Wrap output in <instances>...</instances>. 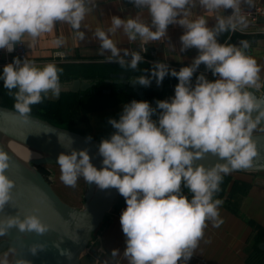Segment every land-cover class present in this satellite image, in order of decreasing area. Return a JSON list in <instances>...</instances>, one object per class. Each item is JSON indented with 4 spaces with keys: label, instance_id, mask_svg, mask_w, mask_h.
<instances>
[{
    "label": "clouds",
    "instance_id": "9594fccd",
    "mask_svg": "<svg viewBox=\"0 0 264 264\" xmlns=\"http://www.w3.org/2000/svg\"><path fill=\"white\" fill-rule=\"evenodd\" d=\"M138 9H146L151 23L139 16L122 19L111 17L107 30L94 32L100 41V55L110 53L107 60L122 69L137 70L143 60L140 52L121 50L110 36L123 30L129 41L139 38L144 43L161 40L170 25L184 29L180 52L195 48L198 55L189 66L178 71L166 63L155 62L151 69L132 80L150 86L155 79L159 86L166 76L178 83L170 100H157L156 107L147 101L132 100L123 106L119 119H109L115 130L98 145L102 157L101 167L91 162L87 148H73L74 140L67 133L57 135L66 149L56 163L60 180L75 188L83 178L88 185L100 190L114 188L124 198L126 208L120 215L125 236L123 257L127 264H187L204 238L208 222L220 227L221 199L214 196L220 191L223 175L233 170L246 169L259 156L254 133H264V96L252 90L264 87L261 67L240 46L219 43L217 37L238 26L246 27L247 20L240 15L242 3L249 6L252 0H129ZM95 0H0V50L11 53L26 38L35 41L53 30L58 22L69 24L76 30L79 40L85 33L79 31L86 15L95 7ZM201 7L208 13L231 9L232 14L218 15L213 27L204 16L189 19L192 9ZM63 43L57 41V44ZM123 52V55L121 54ZM131 59L126 61L125 57ZM201 65L210 71L215 80L204 73L194 74ZM62 68L54 63L38 67L28 59L15 57L3 67L0 80L14 99L15 112L23 124L30 123L31 106L40 104L51 94L58 98L62 91ZM159 110V111H158ZM158 115L154 120L153 116ZM65 137L67 143L64 142ZM88 141L91 136L86 138ZM208 154L217 157L210 165L196 163ZM12 157L0 147V212L13 204L16 182L7 174ZM186 188L189 195L182 191ZM40 209L0 217V237L7 236L12 228L21 233L44 235L53 231L45 223ZM78 243V237H69ZM210 242V241H206ZM57 249L60 245L55 244ZM47 245L34 243L28 246L32 256L45 251ZM0 253V264H10L9 253ZM120 254L111 251V257ZM60 255L69 261L70 250L60 249ZM15 264H31L18 256ZM104 264H109L106 260Z\"/></svg>",
    "mask_w": 264,
    "mask_h": 264
},
{
    "label": "crops",
    "instance_id": "0c3cea01",
    "mask_svg": "<svg viewBox=\"0 0 264 264\" xmlns=\"http://www.w3.org/2000/svg\"><path fill=\"white\" fill-rule=\"evenodd\" d=\"M253 3L264 6V0H252ZM95 5L86 15L79 29L85 33L84 40H79L76 30L63 22L56 23L51 32L42 34L35 41L26 37L23 41L29 61L38 67L48 63L56 64L63 69L60 80L75 77L104 79L109 78L110 73L119 72L150 75L144 70L151 69L152 64L158 61L178 71L183 66H189L198 55L195 48L180 52L179 37L184 29L178 25H170L165 37L148 43H144L139 38L136 41H129L121 29L114 36H110L117 47L121 50L128 49L129 52H140L143 56L137 70L122 69L117 63L107 60L110 53L105 52L104 55H100V41L94 36L95 30L97 28L107 30L111 26L112 16H119L122 19L139 16L148 24L151 23V18L146 9L136 8L129 3V0H95ZM247 5L242 3L241 8ZM191 11L192 15L189 19L204 16L209 27L215 25L218 15L227 17L232 14L231 9L208 13L199 6ZM246 20V27L238 26L235 30L225 31L217 39L219 43L238 47L242 41L246 42L248 47L244 51L261 67V82L264 84V17L259 18L256 23L247 18ZM58 40L63 43L57 44ZM141 44L144 45V50L141 49ZM121 54L123 55V52ZM125 59L129 61L131 57ZM200 73H204L209 80L217 78L201 65L194 74L192 83H195L196 76ZM177 83L176 78L166 76L163 80V92L156 94L152 90H147V99L170 100L174 96ZM132 100L140 101L134 96L115 106L105 107L97 113L93 112V115L89 114V116L99 120L100 123L109 124V119L119 117L123 106ZM109 126L112 128L110 124ZM214 198L223 201L219 208L223 224L216 228L208 222L204 230V238L187 264H264V248L259 246L264 241V173L234 172L223 175L220 191ZM125 208V200L119 194L102 228L89 244L86 264H104L106 260L109 264H127L123 257L126 247L125 236L120 225V215ZM206 241L210 242L206 243ZM113 249L120 251L115 258L111 257Z\"/></svg>",
    "mask_w": 264,
    "mask_h": 264
},
{
    "label": "water",
    "instance_id": "95a60500",
    "mask_svg": "<svg viewBox=\"0 0 264 264\" xmlns=\"http://www.w3.org/2000/svg\"><path fill=\"white\" fill-rule=\"evenodd\" d=\"M146 73L128 74L126 72L110 73L109 78H79L60 80L62 92L78 93L86 90L93 91V88L99 82L104 83H119L127 90H131L135 97L140 101H147L152 107H156V99H147L146 91L152 90L159 94L163 92V82L158 86L155 79H152L150 86H142L133 83L132 80ZM3 82V80H0ZM195 83H193L194 86ZM105 90V89H104ZM258 97L264 96V87L261 90H252ZM59 94V95H60ZM167 100V98H166ZM159 111V110H158ZM153 119H158L153 116ZM264 126V125H261ZM0 129L17 133L21 136H26L46 145H49L62 152L66 151L58 142L57 135L67 133L74 140L73 148L77 150L87 148L91 156V162L97 168L101 167L102 157L98 155V145L100 139L89 137L73 128H68L45 119L36 114H30V123L23 124L19 120L15 109L3 104H0ZM254 139L257 141L259 156L254 158L253 164L246 169L233 170L234 172L248 173H264V133L255 132ZM67 143V138L64 140ZM57 158L31 161L35 171L38 173L39 184L33 186L16 176L11 171L7 172L9 177L16 182V187L13 189V204L7 206L3 212H0V217L5 215H15L18 212L23 213L38 207L40 209L38 215L41 219L53 227V231L40 236L35 233H21L16 228H12L7 236H4L0 241V251L7 248H15L11 264L15 263L18 256L28 259L31 264H86L88 256V247L92 238L100 231L107 214L112 209L119 193L116 189L110 188L107 190H99L95 198L86 206L77 208L63 192V188L55 184V180L46 177L38 168L39 165H52L56 163ZM217 161V157L208 154L204 159L197 161L198 164L210 166ZM58 165V164H57ZM51 173H54L52 171ZM56 177L60 176V169H55ZM54 180V181H53ZM94 184L86 183V190L83 194L84 201L92 194ZM62 189H60V188ZM69 237H78V243ZM34 243H44L47 248L43 252H39L36 256H32L28 251V246ZM59 244L57 249L55 244ZM259 246L264 248V241ZM60 249L70 250L73 253V258L69 261L66 257L60 255Z\"/></svg>",
    "mask_w": 264,
    "mask_h": 264
},
{
    "label": "rangeland",
    "instance_id": "374dc122",
    "mask_svg": "<svg viewBox=\"0 0 264 264\" xmlns=\"http://www.w3.org/2000/svg\"><path fill=\"white\" fill-rule=\"evenodd\" d=\"M3 71H0V74ZM104 85V84H103ZM102 86V85H101ZM110 86V85H109ZM106 87V86H105ZM112 90L111 94L105 96L101 92V88H97L96 94L83 93L82 96L77 97H65L63 96L60 100L53 98L49 94V101H44L40 104L31 106L32 114L39 115L49 120L50 122L78 130L79 132L88 136L96 137L100 140L103 138H109L110 135L115 131L110 128L107 123H100L99 120L92 118L89 114L97 113L99 110L117 105L118 103L130 100L123 95H120L115 90V86H110ZM0 96H2V103L0 104L14 108V99L8 94V90L3 85L0 86ZM98 118V117H97ZM117 120L119 117L116 118ZM39 161V160H33ZM30 165L31 161H30ZM34 167V166H32ZM38 168L44 173L46 177L54 179L55 184L63 188L65 196L75 205L77 208H81L84 201V192L86 190V182L83 178L77 181L75 188L65 186L60 180V176L56 177L55 169H59V165H39ZM54 171V173H51ZM59 187V188H60ZM60 188V189H61ZM62 190V189H61ZM3 237H0V241ZM10 248L0 251V253L9 251ZM13 253H9L10 264L12 262Z\"/></svg>",
    "mask_w": 264,
    "mask_h": 264
},
{
    "label": "bare ground",
    "instance_id": "6f19581e",
    "mask_svg": "<svg viewBox=\"0 0 264 264\" xmlns=\"http://www.w3.org/2000/svg\"><path fill=\"white\" fill-rule=\"evenodd\" d=\"M0 147L7 151L12 157V166L9 171L33 186L39 184V179L38 173L35 171V168L30 165V161L57 158L62 152L29 137L21 136L3 129H0ZM99 190L100 189L94 184L91 196L85 199L82 206L86 207L95 198Z\"/></svg>",
    "mask_w": 264,
    "mask_h": 264
},
{
    "label": "built area",
    "instance_id": "2783aa9c",
    "mask_svg": "<svg viewBox=\"0 0 264 264\" xmlns=\"http://www.w3.org/2000/svg\"><path fill=\"white\" fill-rule=\"evenodd\" d=\"M240 15H243L251 22L256 23L259 18L264 17V6L259 3H253L251 6H244L241 8ZM140 47L144 50L143 44H141ZM57 56L62 57L63 55ZM15 57H19L22 60L24 58L28 59L24 41L17 45L15 50L11 53L6 52L5 50H0V68H3L6 64L11 63Z\"/></svg>",
    "mask_w": 264,
    "mask_h": 264
},
{
    "label": "flooded vegetation",
    "instance_id": "af4514ba",
    "mask_svg": "<svg viewBox=\"0 0 264 264\" xmlns=\"http://www.w3.org/2000/svg\"><path fill=\"white\" fill-rule=\"evenodd\" d=\"M127 73V72H126ZM129 74V73H128ZM104 84V85H103ZM102 85V86H101ZM115 86L116 88V92L119 93L120 95H123V94H133L130 90H126L122 84H119V83H104V82H99L97 83V85L93 88V91H90V90H86L84 92H78L76 93L78 96H82L83 93H93V94H96L97 93V88L100 87L101 88V92L105 95V96H108L111 94L112 90L110 86ZM106 86V87H105ZM105 89V90H104Z\"/></svg>",
    "mask_w": 264,
    "mask_h": 264
},
{
    "label": "trees",
    "instance_id": "16d2710c",
    "mask_svg": "<svg viewBox=\"0 0 264 264\" xmlns=\"http://www.w3.org/2000/svg\"><path fill=\"white\" fill-rule=\"evenodd\" d=\"M0 71H3V68H0ZM2 74V73H1ZM1 85H3V82H0V86ZM87 93V92H86ZM89 94H93V93H89ZM63 96H65V97H77L78 95L76 94V93H71V92H62L60 95H59V97L57 98V99H61ZM123 96H125V97H127V98H131V97H134L135 95H134V93L133 94H123ZM44 101H49V97H47V98H45L44 100H43V102ZM0 102L2 103L3 101H2V96H0ZM182 191H183V193L185 194V195H189L190 196V193L188 192V190L186 189V188H183V186H182ZM94 238V237H93ZM92 238V239H93Z\"/></svg>",
    "mask_w": 264,
    "mask_h": 264
}]
</instances>
